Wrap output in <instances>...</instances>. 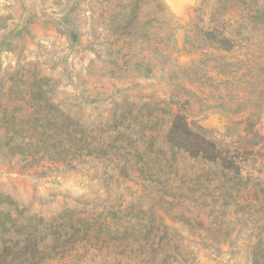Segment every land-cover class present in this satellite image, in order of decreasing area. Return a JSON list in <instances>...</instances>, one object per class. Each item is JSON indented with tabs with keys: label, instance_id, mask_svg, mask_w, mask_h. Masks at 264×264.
Listing matches in <instances>:
<instances>
[{
	"label": "rangeland",
	"instance_id": "obj_1",
	"mask_svg": "<svg viewBox=\"0 0 264 264\" xmlns=\"http://www.w3.org/2000/svg\"><path fill=\"white\" fill-rule=\"evenodd\" d=\"M119 1L0 0V43L7 36L0 50V84L8 88L18 74V85L26 87L34 81L30 74L39 71L55 85L54 102L75 119L87 127L109 122V134L125 133L134 141L108 149L99 166L103 177L92 168L99 161L93 158L82 159L92 164L80 165L81 172L57 173L47 170L49 161L40 165L45 169L23 168L27 161L21 157L0 155V194L45 225L56 221L58 228L44 235H60L58 248H40L44 257H55L51 264H251L249 238L239 235L237 220L258 218L264 201V187L255 188L252 181L264 180V148L257 145L264 142V23L253 24L247 48L233 56L240 58L237 77L227 73L220 81L179 86L161 80V65L152 55L162 48L156 41H117L108 11ZM158 1L160 7L143 5L142 22L171 35L164 47L182 52L202 0ZM65 14L76 19L82 47L89 50L76 53L71 47L62 32ZM189 60L183 56L178 62ZM148 68L150 77H141ZM127 108L132 110L127 120L112 125L115 112ZM146 109L158 111L148 115ZM178 112L195 132L224 143L232 160L243 161L251 182L244 184L243 174L239 201L256 205L249 207L252 216L232 207L224 179L203 160L165 144L172 114ZM252 130L258 137L248 134ZM39 172L46 175L37 177ZM66 214L73 222L62 219ZM78 218L86 226L75 224Z\"/></svg>",
	"mask_w": 264,
	"mask_h": 264
},
{
	"label": "trees",
	"instance_id": "obj_2",
	"mask_svg": "<svg viewBox=\"0 0 264 264\" xmlns=\"http://www.w3.org/2000/svg\"><path fill=\"white\" fill-rule=\"evenodd\" d=\"M262 1L202 0L194 11L193 25L186 40L187 48L185 47L182 52L177 48L171 50L164 47L168 45L171 35L165 34L162 29H152L147 23L142 22L145 17L143 5L156 3L157 7H160L161 3L158 0H120L117 9H112L110 4L108 19L111 29L117 35V41H122L123 44L134 41L136 43L137 40L149 38L156 41L158 46H162L152 53L153 58L158 62L156 64L161 65L163 72L161 80L170 78L174 83L182 86L184 82L192 84L219 80L221 76H229L227 73L238 76L240 58L233 56L247 48L250 31L254 29L253 24L264 23ZM160 12L158 15L163 19L164 14L161 15ZM233 15L238 16L237 21L232 22ZM64 20L67 23L64 21L62 32L68 38L71 47L76 49L75 52L89 50L82 47V35L76 19L65 14ZM6 40L7 36L0 43V50ZM256 52L254 51L253 54ZM176 53H178L177 57H175ZM183 56L190 60L179 64L178 61ZM173 61H177L179 65L178 72L173 69ZM150 72L151 69L148 68L140 76L149 78ZM30 76L34 81L23 88L18 85V74L12 79L13 84L8 88L0 84V155L11 158L21 157L22 161H27L23 168L45 169V166L40 165L44 161H49L52 163V168L47 170L57 173L81 172L80 165L92 164L82 159L93 158L99 161L92 168L103 177L106 173L101 172L99 166L105 162L101 160L108 154V149L119 150L122 147L119 145L120 142L134 144L132 137L121 132L116 136L109 134L106 130L111 126L109 122L104 127L85 126L75 119L70 110L54 102L51 97L55 88L52 80L40 76L39 71L32 72ZM183 89L187 90L184 86ZM146 110L148 115L158 111V109ZM131 113L132 110L129 108L120 114L116 111L112 125L122 124ZM193 127L189 118L182 112L173 113L164 135L165 144L167 143L173 151L203 160L205 165H209L212 171L218 173L217 177L224 179L226 192L233 202L232 207L248 209L252 216L251 209L256 208V205L249 202V205H242L239 201L240 186L245 179L243 174L247 175L244 184L251 182L248 178L251 174L245 169L243 161L238 157L232 160L230 153L223 149L224 143L207 140L195 132ZM248 134L253 138L258 137L255 130ZM154 140V136H151L150 145L154 144ZM258 144L264 148V142L259 141ZM60 166L63 168L60 169ZM44 175L45 172L36 173L37 177ZM252 181L253 187H264V180ZM260 208L261 215L258 218L249 217L252 225L248 223L250 219L245 217L237 220V223H241L239 235L244 234L249 238L250 243L247 245L246 253L251 264H264V201L261 202ZM68 216V222H73L70 214H66L62 219ZM75 222L86 226L81 218ZM57 226L55 220L45 225L43 219L29 217L26 210L0 194V264L53 263L55 257H44L40 248L43 244L45 250L58 248L60 235L54 233L53 238L50 239L44 235L46 231L58 228ZM254 237L257 240L251 243Z\"/></svg>",
	"mask_w": 264,
	"mask_h": 264
}]
</instances>
